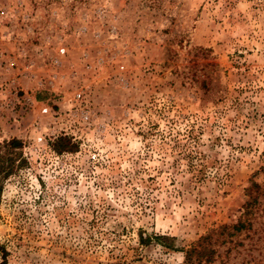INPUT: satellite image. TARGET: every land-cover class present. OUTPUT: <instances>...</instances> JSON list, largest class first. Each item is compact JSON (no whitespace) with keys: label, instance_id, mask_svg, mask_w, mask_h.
Masks as SVG:
<instances>
[{"label":"rangeland","instance_id":"1","mask_svg":"<svg viewBox=\"0 0 264 264\" xmlns=\"http://www.w3.org/2000/svg\"><path fill=\"white\" fill-rule=\"evenodd\" d=\"M13 139L0 264H184L264 182V0H0ZM251 220L215 264H264Z\"/></svg>","mask_w":264,"mask_h":264},{"label":"trees","instance_id":"2","mask_svg":"<svg viewBox=\"0 0 264 264\" xmlns=\"http://www.w3.org/2000/svg\"><path fill=\"white\" fill-rule=\"evenodd\" d=\"M21 146L22 143L16 139L0 145V192L3 188L2 181L15 174L26 164V161L21 158V153L17 152ZM67 146L68 141L66 138H61L56 149L61 153ZM17 160H20L18 165H16ZM245 196L247 200L242 206L243 211L237 224H225L214 228L200 237L187 249L182 250L185 255L184 264H215L221 256L219 252L220 246L226 245L228 242L231 243L232 241L230 240L235 236L243 231L252 229L253 222L251 219L255 208L260 204V199L264 198V182L252 181L250 186L245 190ZM152 241H156L168 249H174V238L159 235L147 236L141 232L140 243L142 245H149ZM4 253H6L5 250Z\"/></svg>","mask_w":264,"mask_h":264}]
</instances>
